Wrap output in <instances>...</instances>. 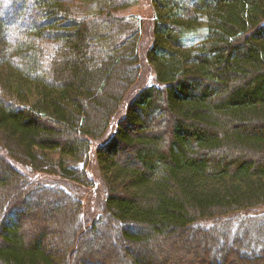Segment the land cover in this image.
Here are the masks:
<instances>
[{"label": "trees", "instance_id": "obj_1", "mask_svg": "<svg viewBox=\"0 0 264 264\" xmlns=\"http://www.w3.org/2000/svg\"><path fill=\"white\" fill-rule=\"evenodd\" d=\"M9 2L31 17L0 39V264L109 263L111 225L131 264H184L174 239L224 243L222 220L264 206V0H149L155 79L123 113L137 0ZM92 163L104 196L91 217L65 182L93 187ZM56 221L70 225L50 247ZM90 233L105 243L82 248ZM233 244L211 262L182 251L222 264ZM255 252L264 261V238Z\"/></svg>", "mask_w": 264, "mask_h": 264}, {"label": "rangeland", "instance_id": "obj_2", "mask_svg": "<svg viewBox=\"0 0 264 264\" xmlns=\"http://www.w3.org/2000/svg\"><path fill=\"white\" fill-rule=\"evenodd\" d=\"M9 1L11 0H2V4L0 6V22L4 26V33L0 32V39H2L3 35L4 37L5 34L7 35V32L15 22L24 20L26 21L31 17V14L25 17L22 16L24 13V8L21 9V6L20 10H22L23 13H20L19 17V15L17 14L19 6H16L17 3H14L13 5V3H10ZM130 13H133L134 15L140 17L144 22L142 39L140 43V78L130 90L127 98L124 100V103L121 106V113H123V111L125 110L127 102H130V100L133 99L142 88L153 84L155 79L154 72L146 62L144 57L145 50L150 44L152 29V17L151 11L149 9V0H137L136 5L130 9ZM115 124V122L112 123L110 130L115 127ZM122 155L123 154L119 155V158H121ZM89 169L91 172L90 174H92L95 179V185L93 187L85 189L81 186H77L69 182H65V185L69 188V190L75 192V194L81 198L85 210V215L92 217L96 216L99 211V203L103 199L104 191L101 182L99 183L97 175L95 174L93 163L90 165ZM38 176L43 177L42 175ZM35 177H37V175ZM51 225L52 227H50ZM69 225L70 224L68 223L65 224L58 221L51 223L49 225V228L53 229L51 231H48V236L45 239V242L48 243L50 247L61 246V244H63L64 242V238L62 237V235H60L58 228L60 227L66 229ZM263 225L264 206L249 210L244 213H239L225 220H222V222H220V227L229 234L227 235V238L224 239V243H221L219 239L217 240L215 238L208 243L206 238L201 237L197 234L189 233L186 236V241L184 240L186 237H180L178 239H174V241L169 244L168 247H170V255H174L178 258H184V264H194V262L191 261L192 258L189 255H185L182 251V249L186 248L190 250L191 256L194 255L197 258H201L202 256L205 258L207 257L206 260L211 262L215 254L214 252H212L213 250H217V248L223 247L224 245L222 246V244H228L229 246H232V244L235 242V244L233 245H236V247H241V252L232 254L231 257L223 261L222 264H264V261L260 258L257 260L258 262L255 261V263L252 260L245 258L246 254L248 256H253L256 253L255 249L258 248L260 243H262L264 238V230H262L261 228L259 229V227ZM105 232H107L108 235L111 236L109 238L110 241H112L110 245H108V241L105 243V241L103 242V239L96 237V235L90 233L82 238V248H85L87 246H95L103 242L111 251H114V254L108 253L106 255H102L106 257L110 254L111 256L109 263L106 264H131V260L127 255V251L122 249L118 245L117 236L115 231H113V226L111 225L110 228L106 227ZM112 237H114V242L112 240ZM206 248L208 249V253L206 251Z\"/></svg>", "mask_w": 264, "mask_h": 264}]
</instances>
